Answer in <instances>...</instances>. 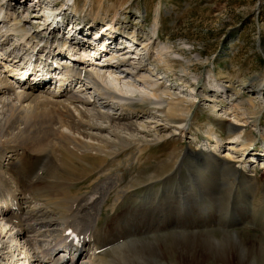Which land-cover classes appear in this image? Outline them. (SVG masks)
Wrapping results in <instances>:
<instances>
[{"label":"bare ground","instance_id":"bare-ground-1","mask_svg":"<svg viewBox=\"0 0 264 264\" xmlns=\"http://www.w3.org/2000/svg\"><path fill=\"white\" fill-rule=\"evenodd\" d=\"M19 1L16 0V7L8 8V15L0 18V50L4 49L5 66H10V61L21 68L26 65H33L34 68L37 64L32 61L33 56L40 52L35 49L36 34L18 26L20 13L25 17L30 14L29 18H24L25 21H38L33 22L42 26L38 32L52 27V16L60 14L64 6L78 15L77 3L76 0H61L58 5L52 6L55 8L49 16L42 17L38 10L28 13L29 10L22 8ZM33 6L38 7L36 3ZM14 8L19 9L17 14L13 13ZM75 18L78 19V16ZM109 24L113 25L108 22L106 27L110 28ZM74 29L89 33L77 27H70L69 32ZM110 29L119 31L114 30V25ZM11 34H14L11 38L15 41L6 46ZM134 39L135 44L138 43L136 36ZM109 40L110 43L116 42L110 37L102 39L103 44L95 45L96 49L107 46ZM140 44L153 48L159 62H170L167 45L156 40L150 46L142 41ZM50 46H53V51L62 52L63 47L58 41L52 40ZM128 50L127 47L125 51ZM126 52H120L121 58L111 52L100 55L105 64L100 58L94 59L95 66L102 64L99 68L93 65L99 73L96 77H79L78 72H72V76L80 78L78 86L50 88L45 81L47 75L40 76L46 70L45 65L33 69L34 75L40 76L39 80L31 74L27 79L15 78L14 84L13 77L18 73L12 71L11 77H7L0 70V264H30L32 259H35L34 264H264V240L261 235L227 230L240 222V225H251V228L264 233L263 225L255 223L257 215L248 206L264 208L256 200L248 199L258 197L264 202V187L258 189L253 177L244 173L246 162L238 161V166L233 167V160L229 159L231 156L227 160L217 156L222 140L212 124L204 130L207 141H210L208 146L212 149L207 145L188 146L178 153L174 147L166 145L170 139L160 132V127L150 129L144 123L133 120L137 112L132 109L156 113L164 109L172 126L184 129L197 120V112L196 116L191 113L195 102L175 96L166 86H157V79H152L142 65L133 61L128 63ZM40 56L44 63H53L50 52L43 51ZM131 58L135 59L134 56ZM113 59L117 61L114 63ZM116 69L149 88V91L133 100L122 89L112 87L106 76L116 72ZM216 79H210L205 86H211L212 96L225 97L219 102L222 107L228 102L241 116L256 117L259 111H255L252 105L245 106L241 98L230 100V86ZM81 83L92 86L90 99L85 97L84 88L79 86ZM259 95L264 98V89H260ZM91 97H95L93 102L102 99L119 105L121 116L108 114V109L97 108ZM209 99L206 97L204 100ZM188 115L191 117L186 122ZM232 121L226 125L228 139L240 141L242 155L248 146H245L242 129ZM235 121L239 120L236 118ZM258 130L264 131V123ZM160 140L163 142L160 143ZM155 146L166 147L165 152L162 155L150 154ZM252 152L262 155L258 150ZM63 155L72 161L86 163L84 177L90 180L91 190L73 193L67 201L66 214L59 223H56L57 214L51 206L42 208L47 218L42 217L45 213L39 210L41 220L36 228L29 223L30 215L25 216L27 208L38 205L35 202L38 199L31 194L42 188L41 180L45 175L59 174L63 167ZM152 159V165H158V172L148 176L147 180L123 186L122 167H128L130 173L136 169L134 164H139L140 170V167L150 165ZM3 165L5 169H2ZM250 167L253 164L249 162ZM210 171L212 174H204ZM28 190L34 192L28 193ZM241 195L245 203L237 202ZM234 203L238 206L234 207ZM5 221L16 228L15 245L23 241L13 257L10 255L12 250L6 245L12 235L6 230ZM216 226L225 230H213ZM68 230L69 235L66 234ZM132 236L137 238L132 239ZM140 236H144V240H138ZM50 237L54 238V245ZM68 237L72 239L69 240V249L78 255L75 259L69 256L66 262L58 263L53 250L58 249V244L66 242ZM37 243L42 245L35 247ZM137 243H141L140 246ZM22 248L29 251L23 261ZM79 248L82 250L80 253Z\"/></svg>","mask_w":264,"mask_h":264},{"label":"rangeland","instance_id":"rangeland-1","mask_svg":"<svg viewBox=\"0 0 264 264\" xmlns=\"http://www.w3.org/2000/svg\"><path fill=\"white\" fill-rule=\"evenodd\" d=\"M25 1L26 3H21L24 8L34 3L31 0ZM35 1L38 7L33 6V9L36 11L38 9L35 8L41 7L38 11L42 14V17L49 16L50 13L48 11L55 8H52V6L61 2V0H54L53 2L51 0ZM76 3L78 15L71 11L72 14H69H71L70 17L78 16L79 21H77L78 23L74 22L75 24L71 27H78L77 29L84 31L89 27L85 23L95 24L94 28L98 29L101 25L109 22L114 25V30L120 31L119 28L115 27L117 26L123 30L122 32L135 35L138 39V44L132 55L126 53L128 55L126 56L128 63L133 61L142 65L144 71L146 69V73L151 75L152 79H157L155 81L158 84L157 86H166L171 92L176 94L175 96H180L182 99L185 98L184 100L189 102H195L191 113L194 116L195 112H197V116L195 115L197 120L189 123L184 129L172 126L165 116L164 109L163 112L159 113L136 108L132 109L131 111L137 112L132 118L133 120L144 123L150 129L160 127V132L162 131L161 133L166 134L168 136L167 139H170L166 145L174 147L178 153L188 146L192 148L200 145L208 146L210 141H207L205 131L208 124H212L214 131L222 140L220 149L216 152L217 156L220 158L224 157V160L231 156L229 159L233 160L231 163L233 167L238 166L236 163L238 161L241 163L246 162L247 164L243 168L244 173L253 177L254 184L258 189L261 190L264 187V161H256V159L252 161L254 157L252 151L257 150H260L263 154L259 157L264 159V131L258 130V127H261V124L264 123V98L260 97L263 94L259 95L260 89H264V0H76ZM17 10L19 9H15L13 12L16 13ZM24 12L27 13V11ZM28 13L31 12L28 11ZM20 14L22 16L17 18L20 23L18 22L19 24H17L21 28L26 29V31L27 28L31 29L33 25L37 24L33 22L38 21H33V19L25 21L30 14H27L28 17L23 16V13ZM81 20H84L85 23H82ZM13 35L11 34L7 39L6 46L12 44L13 40L11 37ZM103 36L104 34L102 33ZM154 40L168 46L170 53L169 63L159 62L156 51L153 48H147L140 44L142 41L150 46ZM108 43H110V40ZM121 48L123 47H119L117 51L122 50ZM24 49L30 51V49ZM117 51L116 55L121 58L120 52L117 53ZM108 52V54L111 52L113 56H116L114 55L115 52ZM105 53H102V55ZM131 56H134L135 59L131 58ZM117 59H113L114 63ZM101 61H104V59H101ZM2 66V63H0V70H2ZM99 67H102V64ZM115 71L106 76V81L112 87L125 91L129 98L136 100L141 94L144 95L149 91V88H145L139 82L134 81L126 73H122L117 69ZM215 77L217 78L216 80H223L224 84L230 86L229 93L232 94L230 100L241 98L242 102H245V106L252 105L255 111H259L256 117L254 115L252 118L244 116L247 117L245 119L228 102L222 107L219 102L224 101L225 97L212 96L213 89L210 88L211 86H205L210 79ZM226 77L230 79L228 80ZM116 79L119 81L117 82ZM124 84H129V87ZM84 95L87 99H90V92H84ZM206 97L210 99L208 101L204 100ZM94 98L91 97L92 102ZM112 103L104 102L102 99H95L93 102L97 108L108 109L106 110L108 114L121 116L120 106ZM190 117L191 115L185 117L186 122L189 121ZM236 118L239 121H235ZM230 121L238 123V127L242 129L243 140L246 142L245 146H248V149L242 155L243 149H239L240 141L228 139L226 125ZM159 142L162 143L163 140ZM208 147L212 149L211 146ZM165 148L155 146L150 151V154L162 155L165 152ZM64 156L61 158L63 167L61 166L62 170L58 172L59 174L45 175L41 180L44 187L42 186L39 192L31 194L38 199L35 201L38 205L36 207L32 205L27 208L25 216L30 215L29 223L36 228L39 226L37 224L38 221L41 220L39 210L45 213L42 215V217H45L47 214L42 208L51 206L55 211L54 213L57 214L56 223H59L60 218L66 214L67 201L73 196V193H85V191L90 192L91 190L90 180L84 177L87 169L86 163L72 161ZM248 159L251 161H247ZM249 162L253 164V167L249 168ZM152 164L153 159L150 165L140 167V170H138L139 164H134L136 169L130 173H128V167H122L120 173L125 178L123 186L134 184L138 180H147L148 176L158 172V165H155V167ZM32 167L34 168V164ZM5 168L6 166L3 165L2 169ZM204 174L210 175L212 173L210 171ZM241 178H245V176ZM67 182L68 185L66 184ZM157 185H160V183ZM27 192L34 191L28 190ZM147 192H150V190H147ZM139 195L143 196V194H137V196ZM248 199L256 200L258 204L264 206V202L258 200V197L254 199L249 197ZM236 200L238 203H245L242 195ZM237 206L238 204L234 203V207ZM248 206L249 210L257 215L258 219H256L255 223L264 227V208H259V206L252 208L250 204ZM260 215L263 216L261 217ZM212 229L217 231L225 230L221 226H216ZM230 229L231 231H241L244 234L261 235L264 240V233L256 228H251V225H240L239 222L236 226L227 230ZM8 233L11 232L8 231ZM11 237L6 241V245L12 250L10 255L13 257L16 256L15 243L17 236L12 234ZM143 237L140 236L138 240H144ZM57 238L60 239V237ZM131 238L137 237L132 236ZM53 239V237H50L52 242ZM54 244L53 242L52 245ZM140 244L137 243L138 246ZM39 245H42V243H37L35 247ZM20 251L24 256L22 261L25 258L27 259L29 252L27 248H22Z\"/></svg>","mask_w":264,"mask_h":264}]
</instances>
